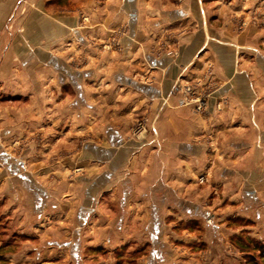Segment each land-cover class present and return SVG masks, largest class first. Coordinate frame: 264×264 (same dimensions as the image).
I'll return each mask as SVG.
<instances>
[{
	"label": "crops",
	"instance_id": "1",
	"mask_svg": "<svg viewBox=\"0 0 264 264\" xmlns=\"http://www.w3.org/2000/svg\"><path fill=\"white\" fill-rule=\"evenodd\" d=\"M249 14L238 0H0V89L15 99L0 104V264H119L145 231L134 260L154 261L178 220L216 238L236 216L264 224V45ZM23 133L44 135L25 147L40 161L12 153ZM50 150L76 152L60 168Z\"/></svg>",
	"mask_w": 264,
	"mask_h": 264
},
{
	"label": "rangeland",
	"instance_id": "2",
	"mask_svg": "<svg viewBox=\"0 0 264 264\" xmlns=\"http://www.w3.org/2000/svg\"><path fill=\"white\" fill-rule=\"evenodd\" d=\"M240 7L250 13L241 20L243 26L251 24L255 27L257 33H260L259 45H264V0H238ZM239 17V16H238ZM258 38V39H259ZM13 97L6 96L5 92L0 89V104L8 105ZM21 104L23 102H20ZM27 137V139H25ZM44 135L35 133L18 134L16 138V149L12 153L19 159H25L26 152H33L34 161L41 160L39 149L31 151L25 149L33 143L37 148L41 147V138ZM53 142L56 141V135H50ZM50 140V139H49ZM35 141V142H34ZM44 152V151H42ZM46 152V151H45ZM49 162L54 167L67 168L73 162V154L76 151L50 150ZM73 158V159H72ZM3 162V161H2ZM50 164V165H51ZM169 220H174V215L166 217V225ZM177 231L173 233L169 226L162 230L159 249L161 258L154 261L146 260L137 262L134 260L138 253L149 255L152 248L148 243V236L145 231L144 245L128 244L126 247V256L119 264H264V224H255L254 221L242 216H236L234 219L225 221L220 231L219 237L206 235L202 220L193 218V220L179 221ZM163 224V226L165 225ZM186 230V233L184 232ZM185 233V234H184ZM164 234V235H163ZM166 234V237H164ZM177 235V236H176ZM260 244L261 250H255L254 246ZM134 254V255H133ZM139 255V256H141Z\"/></svg>",
	"mask_w": 264,
	"mask_h": 264
},
{
	"label": "built area",
	"instance_id": "3",
	"mask_svg": "<svg viewBox=\"0 0 264 264\" xmlns=\"http://www.w3.org/2000/svg\"><path fill=\"white\" fill-rule=\"evenodd\" d=\"M179 90L184 95V102L188 105L193 104L196 112H202L205 109H207L208 106V94L201 93L198 94L195 90V87L189 84L186 85H180ZM148 129V122L147 119H139L136 121L134 128H133V134L135 136H141L146 133Z\"/></svg>",
	"mask_w": 264,
	"mask_h": 264
},
{
	"label": "trees",
	"instance_id": "4",
	"mask_svg": "<svg viewBox=\"0 0 264 264\" xmlns=\"http://www.w3.org/2000/svg\"><path fill=\"white\" fill-rule=\"evenodd\" d=\"M254 249H255V250L259 249V251H260V250H261V245H260V244L255 245V246H254ZM263 258H264V256H263Z\"/></svg>",
	"mask_w": 264,
	"mask_h": 264
}]
</instances>
